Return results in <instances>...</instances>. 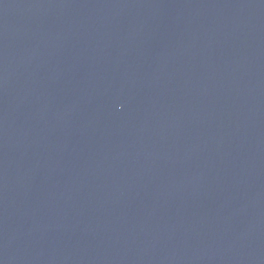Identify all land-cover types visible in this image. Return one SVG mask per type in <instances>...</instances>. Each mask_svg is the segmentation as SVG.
Listing matches in <instances>:
<instances>
[{
  "label": "water",
  "instance_id": "95a60500",
  "mask_svg": "<svg viewBox=\"0 0 264 264\" xmlns=\"http://www.w3.org/2000/svg\"><path fill=\"white\" fill-rule=\"evenodd\" d=\"M0 264H264V0H0Z\"/></svg>",
  "mask_w": 264,
  "mask_h": 264
}]
</instances>
